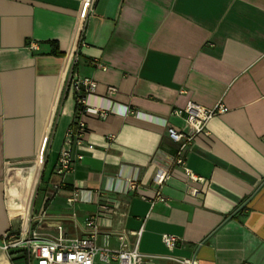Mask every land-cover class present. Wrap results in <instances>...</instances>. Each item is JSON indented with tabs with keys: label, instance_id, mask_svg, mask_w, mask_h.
I'll return each instance as SVG.
<instances>
[{
	"label": "crops",
	"instance_id": "obj_1",
	"mask_svg": "<svg viewBox=\"0 0 264 264\" xmlns=\"http://www.w3.org/2000/svg\"><path fill=\"white\" fill-rule=\"evenodd\" d=\"M80 1L0 0V245L14 218L25 225L28 216L43 239L59 228L83 237L98 191L114 209L99 220L96 248L117 250L120 234L132 248L141 232L148 264H264V0H95L76 42ZM75 79L96 83L85 107L105 116H81V158L57 176ZM188 103L227 111L180 149L167 127H183L172 111ZM184 170L206 182L202 198L191 196ZM156 191L164 202L141 199ZM163 234L178 238L174 250Z\"/></svg>",
	"mask_w": 264,
	"mask_h": 264
},
{
	"label": "built area",
	"instance_id": "obj_2",
	"mask_svg": "<svg viewBox=\"0 0 264 264\" xmlns=\"http://www.w3.org/2000/svg\"><path fill=\"white\" fill-rule=\"evenodd\" d=\"M94 1H80L77 17L83 2L85 5L83 7L80 29L77 34L75 33L76 42L78 37V42L80 41L85 16L91 11ZM76 42L65 53L64 58H67L69 55L68 66L76 55ZM28 48L33 50L35 49V45L30 43ZM98 67L104 68L100 65ZM71 85L77 93L75 102L78 110L75 112L76 118L73 126L69 127L65 133V148L60 152L55 168V174L57 176H62L69 172L72 169L74 161L81 158L79 154L73 153L74 148L81 146L85 133V124L81 116L85 113L99 115L100 117L105 116V112L102 110L95 108L90 111L85 107V96L95 91L96 83L94 81L90 79H75L72 80ZM107 92L108 94H112L115 90L108 88ZM226 111L227 109L221 104L208 109L193 103H188L182 110L176 109L172 111L174 116L182 118L183 127L177 129L169 126L167 127V134L172 141L180 144V149H183L187 144L191 143L195 136L205 133L206 124L209 120ZM174 163L176 165H182L183 159L178 156ZM7 165L11 166L9 163H6ZM184 174L187 184H191L189 188L191 196L202 198L205 193L206 182L194 176L188 170H184ZM166 178L167 172L159 170L154 175L153 181L157 186H161ZM126 189L137 190L138 185L133 180H127ZM95 196L97 211L94 215H90L84 220V227L87 229V232L83 237H65L59 228L58 235L55 239H43L36 232H30L29 216L25 225L22 222L17 229L9 228L2 235L0 245V250L6 256L7 262L9 264H148L152 257L143 256L137 250L138 238L141 232H132V235H136L137 237L132 248H128L124 234L118 235L120 244L117 250L96 248L95 241L99 233V220L106 219L112 214L114 202L104 197L98 191ZM75 197L76 193H73V197L68 199L67 202L72 203ZM141 199L148 200L151 204L155 201L164 202L160 191H156L153 197L141 195ZM161 242L166 250L172 251L177 247L178 238L170 234H163L161 236ZM161 259H164V261L162 260L153 264H197L195 257L184 259L161 257Z\"/></svg>",
	"mask_w": 264,
	"mask_h": 264
},
{
	"label": "rangeland",
	"instance_id": "obj_3",
	"mask_svg": "<svg viewBox=\"0 0 264 264\" xmlns=\"http://www.w3.org/2000/svg\"><path fill=\"white\" fill-rule=\"evenodd\" d=\"M31 166H32V164L30 163V164H23V165H19V166H11V167L21 168V169H24V171H25L27 168H29ZM19 179L20 178L17 177L15 181L17 182ZM7 186H9L8 183H7ZM9 189H8V191H9ZM37 203H38V200L35 201V205H37ZM19 218L20 217L16 218L15 220H13L11 222L12 227H14V228L17 227L18 228L20 226V224L22 223V221Z\"/></svg>",
	"mask_w": 264,
	"mask_h": 264
},
{
	"label": "bare ground",
	"instance_id": "obj_4",
	"mask_svg": "<svg viewBox=\"0 0 264 264\" xmlns=\"http://www.w3.org/2000/svg\"><path fill=\"white\" fill-rule=\"evenodd\" d=\"M0 264H7V263L5 260L4 261L2 260V261H0Z\"/></svg>",
	"mask_w": 264,
	"mask_h": 264
},
{
	"label": "trees",
	"instance_id": "obj_5",
	"mask_svg": "<svg viewBox=\"0 0 264 264\" xmlns=\"http://www.w3.org/2000/svg\"><path fill=\"white\" fill-rule=\"evenodd\" d=\"M77 110H78V106L75 107V112H76ZM72 126H73V124H72Z\"/></svg>",
	"mask_w": 264,
	"mask_h": 264
}]
</instances>
